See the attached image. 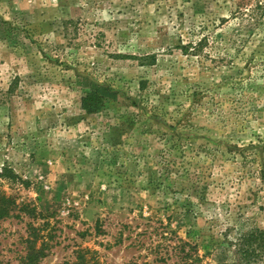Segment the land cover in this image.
Returning <instances> with one entry per match:
<instances>
[{"label":"rangeland","instance_id":"374dc122","mask_svg":"<svg viewBox=\"0 0 264 264\" xmlns=\"http://www.w3.org/2000/svg\"><path fill=\"white\" fill-rule=\"evenodd\" d=\"M231 8L0 0V167L15 174L0 192L16 203L0 264H75L82 249L98 264H219L227 224L264 230V78L246 64L264 53V25L219 46L232 61L218 65L176 48ZM91 91L101 113L82 110Z\"/></svg>","mask_w":264,"mask_h":264},{"label":"trees","instance_id":"16d2710c","mask_svg":"<svg viewBox=\"0 0 264 264\" xmlns=\"http://www.w3.org/2000/svg\"><path fill=\"white\" fill-rule=\"evenodd\" d=\"M232 8L229 11L227 17L219 18L217 21L209 20L208 23L202 25L201 30L203 32L202 37L198 41H190L189 43H181L176 48L180 49L184 54H190L198 57L200 61L206 62L210 60L216 63V65L232 61L231 55L226 52L223 55H217V49L222 46V49L228 50V46L231 43L237 41L240 45L248 43L249 39H241V34L244 32L246 35H253L254 32L262 28L264 25V0H231ZM234 21L236 24L244 25L245 31L238 32V39H234L236 36L234 33L232 37L227 35L226 32L218 31L219 28H225L229 22ZM115 58H134L131 55H122L118 53ZM142 64L154 65L157 62V58L154 55H147L142 57ZM246 64L253 66L257 72H262V78H264V53L260 56L252 54L246 58ZM254 69V70H255ZM253 70V69H252ZM253 70V71H254ZM253 71L250 75L253 74ZM258 76V75H257ZM251 78V77H250ZM249 78H244L245 81ZM13 88H10L8 92H12ZM195 95V94H194ZM82 110L87 114L101 113L105 108L104 97L95 92H85L81 100ZM135 104V103H133ZM182 133L176 132L174 135L183 137ZM261 153L264 154V145L261 147ZM264 159V157H263ZM258 176L262 182H264V162L262 167L258 170ZM15 178V174L8 167H0V179ZM202 203L206 200L200 199ZM15 201H12L10 197L0 192V220L8 218L14 214ZM198 207L193 203L191 208ZM190 208V210H191ZM223 240L218 243L221 254L224 256V260L219 264H264V230L258 227L247 228L243 220H238L236 223H229L226 225L222 232ZM34 247H32V250ZM192 251V250H191ZM89 250H80L78 252L77 262L75 264H98L96 262H90L87 257ZM28 261L25 264H39L36 256L28 257ZM190 260H192V254L190 252ZM192 264V263H190Z\"/></svg>","mask_w":264,"mask_h":264}]
</instances>
